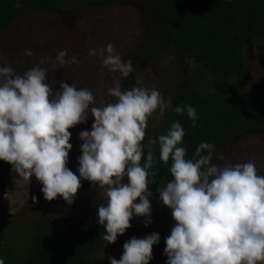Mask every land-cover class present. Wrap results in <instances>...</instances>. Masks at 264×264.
I'll return each instance as SVG.
<instances>
[{"label": "clouds", "instance_id": "clouds-1", "mask_svg": "<svg viewBox=\"0 0 264 264\" xmlns=\"http://www.w3.org/2000/svg\"><path fill=\"white\" fill-rule=\"evenodd\" d=\"M21 6L15 0L13 7ZM53 51L54 57H41L22 74L7 63L0 65V160L28 183L35 177L46 201L60 197L71 205L81 181L91 182L106 199L97 207V222L110 244L131 228L134 217H142L145 227L152 223L149 186L157 172L153 151L149 149L145 156V149L158 144L159 160L165 164L171 160V179L158 189L159 202L171 210L175 221L165 238L166 264H264V174L258 173L255 162L216 164L214 156L224 157L214 143L205 141L188 158L183 146L185 129L179 120L145 144L149 120L154 115L164 118L170 98L140 80L127 90L114 81L107 89L114 99L99 106L91 89L75 83L61 80L54 92L57 81H48L49 69L42 65L59 70L79 61L67 49ZM24 55L34 53L26 48ZM88 55L100 57L103 66L121 77L133 71L131 60H123L111 43L90 48ZM173 111L186 112L197 126L193 106L179 105ZM89 115L94 117L91 131L79 132L82 154L77 175L67 166L73 147L69 129L85 123ZM160 239L156 232L133 236L123 244L119 260H108L110 264H149ZM0 264H5L3 258Z\"/></svg>", "mask_w": 264, "mask_h": 264}, {"label": "trees", "instance_id": "trees-1", "mask_svg": "<svg viewBox=\"0 0 264 264\" xmlns=\"http://www.w3.org/2000/svg\"><path fill=\"white\" fill-rule=\"evenodd\" d=\"M0 0V37L28 15L56 12L71 26L87 10L104 5H133L143 16L142 47L133 59V71L121 77L122 90L136 86L138 71L146 62L156 61L170 50L182 69V79L174 86L168 112V127L179 120L185 129L183 146L192 158L201 141L212 142L219 154L249 133H264V100L244 108V51L250 38L264 39V0ZM192 64L201 65L214 76L213 90L197 91L191 83ZM141 81V80H140ZM191 105L198 115L192 125L186 112L176 106ZM163 129H146L144 143L164 134ZM154 153L155 183L150 185L152 211L169 210L159 202L158 189L171 179L169 167ZM215 158V156H214ZM143 163V159L141 161ZM105 234L102 225L86 218L64 216L58 220L43 217L33 223L30 247L21 255L0 232V258L5 264H96L95 242ZM30 237V236H29ZM164 247L159 244L155 264H166Z\"/></svg>", "mask_w": 264, "mask_h": 264}, {"label": "rangeland", "instance_id": "rangeland-1", "mask_svg": "<svg viewBox=\"0 0 264 264\" xmlns=\"http://www.w3.org/2000/svg\"><path fill=\"white\" fill-rule=\"evenodd\" d=\"M67 24L62 15L56 12L40 11L17 22L0 37V65L7 63L17 73L31 68L41 57L55 56L56 50L67 49L69 56L78 58V63L67 65L59 70L51 65L47 77L53 85V91L59 90V81L77 87H87L95 95L97 106L111 102L114 98L107 94L113 82L121 79L119 73L111 72L100 63V57H90L89 49H100L111 43L114 51L127 61L135 58L142 47L144 34L143 16L133 5H104L94 7L83 13L79 19ZM31 49L34 55H24L25 49ZM244 89L239 101L244 108L255 106L264 100V39L252 37L244 51ZM138 76L147 87L158 89L165 97L172 99L174 86L182 79V69L172 51L168 50L156 61L146 62L138 71ZM191 83L201 92L212 91L214 76L201 65L192 64ZM170 109V107H169ZM167 110L163 119L155 115L149 120L147 129L168 127ZM94 117L89 115L87 121L70 128L73 145L69 153L68 167L78 175L77 159L82 154L79 132L91 131ZM224 160L213 159L223 165L225 161L246 162L253 160L259 174H264V133H249L220 153ZM125 182L126 178H125ZM42 185L33 177L30 182L23 180L12 166L0 160V232L1 237L12 243L15 249L26 255L32 235V226L40 218L58 220L67 216L72 219L86 218L97 222V207L106 203L101 191H97L91 182L81 181V188L71 205L62 198L46 201L41 192ZM150 191V187H149ZM36 200L33 201L32 197ZM137 202H139L137 200ZM143 218L134 217L123 235H118L114 243L108 244L102 238L95 242L94 259L96 264H110L108 257L119 260L123 253V244L130 238H143L153 232L160 235L159 244L165 248V238L170 234L175 221L171 211H152V223L147 227ZM30 236V237H29ZM159 244L153 246V259H158Z\"/></svg>", "mask_w": 264, "mask_h": 264}]
</instances>
